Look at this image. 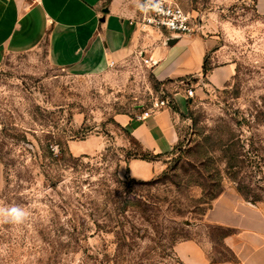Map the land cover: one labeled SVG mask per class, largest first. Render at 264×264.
Masks as SVG:
<instances>
[{
	"label": "rangeland",
	"instance_id": "374dc122",
	"mask_svg": "<svg viewBox=\"0 0 264 264\" xmlns=\"http://www.w3.org/2000/svg\"><path fill=\"white\" fill-rule=\"evenodd\" d=\"M178 1L196 35L223 47L208 68L234 69L224 84L185 78L194 95L156 182L125 172L145 152L117 121L168 96L144 58L97 77L54 66L45 47L0 64V210L27 214L22 223L0 215V264H177L185 239L216 243L213 259L231 257L226 230L204 216L227 191L264 208V16L256 0ZM203 158L211 162L200 172L190 159ZM211 167L221 174L215 187L204 175Z\"/></svg>",
	"mask_w": 264,
	"mask_h": 264
},
{
	"label": "crops",
	"instance_id": "0c3cea01",
	"mask_svg": "<svg viewBox=\"0 0 264 264\" xmlns=\"http://www.w3.org/2000/svg\"><path fill=\"white\" fill-rule=\"evenodd\" d=\"M256 2L264 16V0ZM142 6L143 0H0V64L9 54L41 47L47 48L54 66L77 76L104 75L130 57L149 60L176 110L169 105L117 117L143 150L164 154L157 160L132 158L125 162V172L133 179L149 181L165 171L167 155L181 140L178 121L192 101L182 88L190 83L183 80L206 75L210 81L224 84L234 68L215 66L205 74L207 56L212 54L216 61L223 47L213 38L196 34L168 44L166 32L137 22ZM4 177L0 157V190ZM204 219L210 227L226 230L222 244L231 257L213 259L212 255L219 254L216 243L210 241L207 248L197 239H185L174 246L177 264H264V208L227 191L213 201Z\"/></svg>",
	"mask_w": 264,
	"mask_h": 264
},
{
	"label": "built area",
	"instance_id": "2783aa9c",
	"mask_svg": "<svg viewBox=\"0 0 264 264\" xmlns=\"http://www.w3.org/2000/svg\"><path fill=\"white\" fill-rule=\"evenodd\" d=\"M141 11L137 22L142 27L162 30L168 35L180 37L193 35L198 31L193 15L184 9L178 0H143ZM187 93L189 97H193L194 90L189 88ZM169 105L170 100L167 97H160L155 100L150 110L154 111Z\"/></svg>",
	"mask_w": 264,
	"mask_h": 264
},
{
	"label": "trees",
	"instance_id": "16d2710c",
	"mask_svg": "<svg viewBox=\"0 0 264 264\" xmlns=\"http://www.w3.org/2000/svg\"><path fill=\"white\" fill-rule=\"evenodd\" d=\"M211 71V68H208V66H207V64H205V67H204V73L205 74H208L209 72ZM185 80H183V82H184ZM162 83V82H161ZM166 97H167V95H166ZM170 105H171V107H173L175 110H176V107L175 106H173V101L172 100H170ZM177 147V146H176ZM175 147V148H176ZM145 153L144 154H141V155H136L135 157H133V158H140V159H143V160H157V159H159V158H162L163 156H164V154H155V153H152V152H150V151H145V150H143ZM173 152V151H172ZM171 152V153H172ZM168 155H170V153L168 154ZM167 155V156H168ZM212 157H210V159H211ZM207 158H203L202 160H200V161H198V162H196L194 159L192 160V159H190V161L191 162H195V163H197V164H200V165H198V171L200 170V172H202L201 170L203 169L204 170V168L205 167H207V165H208V163H210L211 161H207L206 160ZM214 159V158H213ZM166 161H167V159H166ZM212 162H213V160H212ZM227 165H228V169H230V168H232V167H234L235 165H234V157H229V158H227ZM212 168V167H211ZM213 170H214V172H208V174H206V172L204 173V175H206L207 177H208V180H210V181H212L213 182V186L215 187V186H217V184L218 183H221L222 182V179L220 178V176H221V174L219 173V171H216L217 169L216 168H212ZM166 170V169H165ZM194 170H197L196 168H194ZM206 171V170H205ZM165 172V171H164ZM163 172V173H164ZM204 172V171H203ZM162 173V174H163ZM161 174V175H162ZM161 175H159V176H161ZM134 180V179H133ZM158 180V176L157 177H155V178H153L152 180H149V181H138V182H140V183H145V182H156ZM221 193H219L218 195H215L214 197H213V200H215L219 195H220ZM212 205V204H211Z\"/></svg>",
	"mask_w": 264,
	"mask_h": 264
},
{
	"label": "clouds",
	"instance_id": "9594fccd",
	"mask_svg": "<svg viewBox=\"0 0 264 264\" xmlns=\"http://www.w3.org/2000/svg\"><path fill=\"white\" fill-rule=\"evenodd\" d=\"M0 215L6 216L10 222L22 223L27 214L23 210L13 207L11 209L0 210Z\"/></svg>",
	"mask_w": 264,
	"mask_h": 264
},
{
	"label": "water",
	"instance_id": "95a60500",
	"mask_svg": "<svg viewBox=\"0 0 264 264\" xmlns=\"http://www.w3.org/2000/svg\"><path fill=\"white\" fill-rule=\"evenodd\" d=\"M179 38H180V36L169 35L167 43L168 44H175Z\"/></svg>",
	"mask_w": 264,
	"mask_h": 264
}]
</instances>
